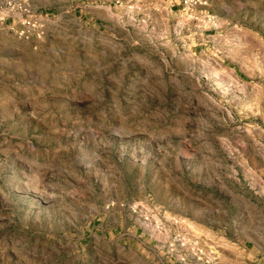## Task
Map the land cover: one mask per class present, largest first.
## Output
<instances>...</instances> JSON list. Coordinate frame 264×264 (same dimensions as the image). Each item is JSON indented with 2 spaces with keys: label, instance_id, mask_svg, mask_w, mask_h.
I'll return each instance as SVG.
<instances>
[{
  "label": "rangeland",
  "instance_id": "1",
  "mask_svg": "<svg viewBox=\"0 0 264 264\" xmlns=\"http://www.w3.org/2000/svg\"><path fill=\"white\" fill-rule=\"evenodd\" d=\"M8 1L0 264H243L229 238L264 229V0H17L40 38Z\"/></svg>",
  "mask_w": 264,
  "mask_h": 264
},
{
  "label": "crops",
  "instance_id": "2",
  "mask_svg": "<svg viewBox=\"0 0 264 264\" xmlns=\"http://www.w3.org/2000/svg\"><path fill=\"white\" fill-rule=\"evenodd\" d=\"M167 6L172 9L173 7L171 3L167 0H162ZM142 0H136V3H141ZM244 236L242 240L236 241L232 238H229L231 244L239 250V255L243 258V264H264V229L260 225L250 224L249 227H245L243 230ZM236 250V248H235ZM235 258H238L237 255H234ZM239 257V258H240ZM191 258V260H189ZM213 261L211 264H224L221 261L219 255H213ZM215 258V259H214ZM186 260H177L169 261L167 264H208L205 262H195L194 257L190 255L186 258Z\"/></svg>",
  "mask_w": 264,
  "mask_h": 264
},
{
  "label": "built area",
  "instance_id": "3",
  "mask_svg": "<svg viewBox=\"0 0 264 264\" xmlns=\"http://www.w3.org/2000/svg\"><path fill=\"white\" fill-rule=\"evenodd\" d=\"M136 0H122L125 6L132 8ZM174 7L181 8L185 12L192 13L200 7L206 6L207 0H167ZM7 12L10 14V17L20 16L22 31L20 35L25 36L30 32L37 31L39 38L41 36V26L38 22L41 21L40 17L36 20L33 18V15L30 13L29 8L21 1L9 0L7 3ZM210 21V19H208Z\"/></svg>",
  "mask_w": 264,
  "mask_h": 264
}]
</instances>
